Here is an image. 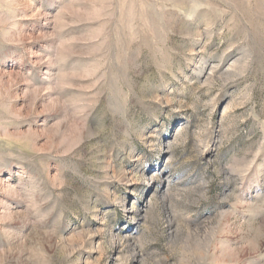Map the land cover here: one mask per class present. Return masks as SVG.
Masks as SVG:
<instances>
[{
    "label": "rangeland",
    "instance_id": "obj_1",
    "mask_svg": "<svg viewBox=\"0 0 264 264\" xmlns=\"http://www.w3.org/2000/svg\"><path fill=\"white\" fill-rule=\"evenodd\" d=\"M0 264H264V0H0Z\"/></svg>",
    "mask_w": 264,
    "mask_h": 264
}]
</instances>
